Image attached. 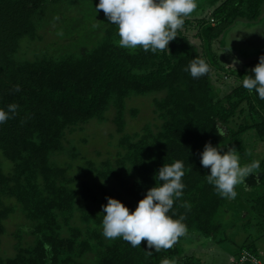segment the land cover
Here are the masks:
<instances>
[{"label": "trees", "instance_id": "1", "mask_svg": "<svg viewBox=\"0 0 264 264\" xmlns=\"http://www.w3.org/2000/svg\"><path fill=\"white\" fill-rule=\"evenodd\" d=\"M87 1L0 0V108L18 105L16 114L0 124V155L11 164L8 172L0 164V264H194L179 249L193 241H230L234 258L245 251L264 264V246L258 244L264 245V155H249L247 144L264 143V100L241 84L259 58L227 67L213 48L218 42L223 47L231 27L263 22L264 0H209L205 15L185 19L164 51L121 48L116 26L104 17L95 46L75 52L59 44L34 60L18 56L26 51L24 42H41L40 32L52 24L64 27L75 16L85 20ZM191 24L197 30L193 40L184 32ZM193 58L205 60L209 73L193 79L184 70ZM226 77L231 85L213 94L212 83L219 78L225 85ZM137 97H149L154 123L129 134L126 114L133 119L139 109L127 104ZM107 122L118 135L113 152H106L110 159L99 166L86 154L79 159L77 146L87 139L79 142L69 135ZM221 129L225 134L219 136ZM206 143L225 152L235 147L242 165L259 161L244 185L236 187L242 206L221 198L207 183L210 173L199 155ZM175 161L184 164L185 188L169 215L185 217L186 234L158 252L143 240L132 247L119 237L106 239L101 209L106 198L135 210L159 183V168ZM92 176L112 187L101 189L100 183L97 194L88 182ZM16 213L26 230H15L13 251L3 256L4 224ZM239 220L246 237L236 244L239 230L232 227ZM231 229L235 234L227 236Z\"/></svg>", "mask_w": 264, "mask_h": 264}, {"label": "clouds", "instance_id": "2", "mask_svg": "<svg viewBox=\"0 0 264 264\" xmlns=\"http://www.w3.org/2000/svg\"><path fill=\"white\" fill-rule=\"evenodd\" d=\"M197 6V0H99L95 11L102 10L106 19L116 26L121 48L139 47L145 52H156L168 50L169 42L177 37V30L183 27L185 19L191 17ZM184 70L193 79H199L209 73L210 67L205 60L193 58ZM250 71L251 75L246 74L242 79V87L250 93L254 91L260 100H264V55ZM15 90H20L19 85ZM17 108L14 103L6 110L0 108V124L11 119ZM216 132L219 136L225 134L223 129ZM199 155L201 166L210 173L205 177L207 183L221 198L229 200L236 198V187L244 185L246 178L259 168V161L242 165L235 147L225 152L223 148L206 143ZM184 174L182 161L164 164L155 174L159 183L147 190L133 211L116 199L106 198L107 204L101 206L102 235L110 240L122 238L132 247L140 246L143 240L148 248L157 252L173 247L187 232L184 216L173 219L169 215L174 201L183 195ZM162 264H169V261L164 260Z\"/></svg>", "mask_w": 264, "mask_h": 264}, {"label": "rangeland", "instance_id": "3", "mask_svg": "<svg viewBox=\"0 0 264 264\" xmlns=\"http://www.w3.org/2000/svg\"><path fill=\"white\" fill-rule=\"evenodd\" d=\"M99 0H89L85 2V9H83L84 19L82 20L81 16H75L72 18V22L70 24H62L64 27L56 25H51L50 27L45 28L40 32V36H42V41L36 43L34 42H24L22 45L26 50L23 53H18V56L25 60H34L35 57H38L43 54V51L46 49L47 52L49 48L57 49V45L61 44L65 48L67 47L70 50L78 51L79 47L86 46L92 47L97 43L101 42V33L99 25L102 24V18L105 17L103 11L100 10L98 12L95 11L94 5L98 4ZM198 6L196 11L191 15L189 19H195L200 16L205 15V8L209 5V0H197ZM102 11V12H101ZM69 13H74V11H70ZM70 15V16H71ZM94 17L97 20H91ZM188 19V18H186ZM87 20V21H86ZM91 20V21H88ZM243 23V24H241ZM233 27H231L223 36V47L222 44L214 43L213 48L215 53L220 57L222 64H225L227 67H239V64L243 61L253 60L254 58H259L261 55H264V21L257 22L256 24H245V21L241 22ZM245 25V26H244ZM59 26V27H58ZM66 26V27H65ZM194 24H191V28L186 29L184 32L187 36L193 40L194 35L196 34V28L192 27ZM193 28V29H192ZM240 31V32H237ZM245 31V32H243ZM50 32V33H47ZM69 35V36H67ZM67 36V37H65ZM195 44H198V41L194 40ZM223 49H220V47ZM28 52V53H27ZM242 57V58H241ZM246 59V60H245ZM238 61V63H233V61ZM225 81V85L222 84V81L218 78V81L213 82L212 93L220 94L221 91L226 90L232 83V81L226 77L223 79ZM149 97H137L134 102L129 101L127 104L128 108H137L139 112L137 116L131 119L126 114V121L128 124L126 125L125 131L129 134L136 133L140 130V128L146 122H153L152 114L150 112V103L148 102ZM142 99H147L143 102ZM89 129H85L81 133H74L69 135V139H73L75 141L81 140V138L87 139V143H79L77 149L81 152L79 155V159L82 158L86 154V157L92 158L97 162L99 166L102 162L106 160V158L110 159V155L107 156V151L113 152L114 144L118 135L115 133L114 126L110 123H104L101 125L90 124ZM111 134L112 137L108 138V135ZM250 147L249 155H254V158L260 159L264 155V143H260L259 141H253L247 143ZM82 161V160H81ZM0 164L5 167V171L11 168V164L7 162L0 155ZM83 164V162H82ZM73 166H75V162H73ZM77 178L76 180L80 182L79 178L75 175V173H71L70 176ZM91 183V186H95L97 194H99V190L101 189H110L112 185L105 183L99 179H96L92 176L91 180L88 181ZM102 184V188H99V184ZM81 189V188H78ZM237 203V207L242 206V200L237 194L235 199H232ZM17 213L9 218L4 224L5 233L1 238V254L3 256H8L13 251V244L16 242L14 238L15 230L19 227L23 231H25V225H23L22 220H18L16 218ZM232 219V218H231ZM231 219L225 218L226 222L230 223ZM243 223V220H239L234 223V227H236L239 231L237 235L233 239V242L239 244L246 237V233L241 231L240 225ZM235 234V229H231L227 231V236H231ZM221 240V239H220ZM230 241H220L217 244L214 241L207 242H199L193 241L185 242L184 245H181L180 252L182 256H187L190 259V263L194 264H231V258L233 257V249L234 244L227 243ZM260 246L263 245V241H258ZM262 254H264V250H262Z\"/></svg>", "mask_w": 264, "mask_h": 264}, {"label": "built area", "instance_id": "4", "mask_svg": "<svg viewBox=\"0 0 264 264\" xmlns=\"http://www.w3.org/2000/svg\"><path fill=\"white\" fill-rule=\"evenodd\" d=\"M245 262H250L251 264H261L259 260L245 251L237 254V257L231 260L232 264H244Z\"/></svg>", "mask_w": 264, "mask_h": 264}]
</instances>
